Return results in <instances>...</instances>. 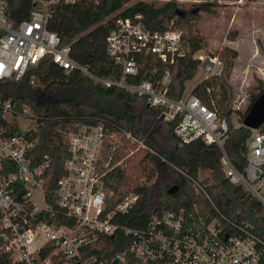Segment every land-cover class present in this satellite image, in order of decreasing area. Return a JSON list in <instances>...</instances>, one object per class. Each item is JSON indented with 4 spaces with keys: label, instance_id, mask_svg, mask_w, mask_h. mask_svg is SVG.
Returning <instances> with one entry per match:
<instances>
[{
    "label": "built area",
    "instance_id": "built-area-1",
    "mask_svg": "<svg viewBox=\"0 0 264 264\" xmlns=\"http://www.w3.org/2000/svg\"><path fill=\"white\" fill-rule=\"evenodd\" d=\"M60 0H33L27 16L14 23L6 0H0V80H19L43 58H50L65 73L77 70L100 86H117L139 97L147 106L160 107V116L174 119L172 133L179 143L200 138L219 150V163L232 184H239L264 208V123L250 129L245 140V164L237 169L223 147L228 122L198 96L183 91L169 95L171 71L166 65L184 55L182 30L170 20L164 29L144 24L141 15L117 17L105 35V52L119 66L117 75H98L88 64L69 54V44L47 27ZM73 1V0H64ZM254 0H232L237 5ZM192 52L202 78L218 75L222 62L216 55ZM165 64L141 76L145 56ZM139 76V77H138ZM33 74H30V82ZM41 116L27 104L17 106L0 98V248L16 264H264V239L248 221L226 217L212 202L197 177L179 170L208 208L196 202L176 208L159 207L157 196L142 209L138 226L115 219L127 213L140 193L128 192L114 204L106 175L121 167V156L113 159L121 137L150 155L167 169L172 165L129 131L102 119L74 120L63 131L67 155L55 180L53 199H46L43 172L47 155L33 160V131ZM231 125L241 123L238 110L230 108ZM132 150L129 151L131 153ZM127 153V154H129ZM127 156V155H126ZM169 165V166H166ZM164 169V168H162ZM112 179H109L110 183ZM120 232L124 246L109 251L107 236ZM124 241V240H122ZM95 248L96 251H90Z\"/></svg>",
    "mask_w": 264,
    "mask_h": 264
},
{
    "label": "trees",
    "instance_id": "trees-1",
    "mask_svg": "<svg viewBox=\"0 0 264 264\" xmlns=\"http://www.w3.org/2000/svg\"><path fill=\"white\" fill-rule=\"evenodd\" d=\"M6 1L8 16L14 23L27 16L33 3V0ZM127 1L60 0L53 8L47 27L58 34L62 43L69 44L71 57L88 64L95 74L113 76L119 73L120 68L106 55L105 35L117 17L139 13L144 24L153 29H164L173 20L176 26L182 27L184 55L176 57L173 63L166 65L171 71L168 93L172 97H179L184 91V82L193 77L197 68L198 59L191 54L204 45L197 30L187 25L191 15L186 11L183 16L176 14V0H165L162 3L134 0L125 4ZM236 55L234 48L221 47L217 51V56L222 60L221 72L199 79L189 92L227 118L228 131L223 147L233 166L242 169L245 164V140L250 129L241 124L233 126L228 119V102L231 96L228 76ZM164 66L165 64L147 55L142 63L140 77L148 76L147 71L152 67L158 70ZM30 74H33L32 82ZM262 91L260 89L251 96L245 109L239 113L240 118ZM0 98L10 99L17 106L27 104L35 114L41 116L33 131L36 141L30 155L33 160H41L43 154L47 155L49 165L43 172V189L48 201L53 199L55 180L62 172V161L67 155L63 131L71 129L74 120L89 122L102 119L115 128L129 131L172 165L169 181L157 193L159 207L176 208L196 202L200 208H208L205 198L190 187L188 179L179 171L194 177L198 168H208L210 181H206L204 186L212 202L231 220L248 221L253 231L264 239V208L241 185L227 180L218 160L219 150L216 146L205 144L200 138L179 143L172 133L174 119L164 124L167 137H162L163 141L157 139L154 125L156 119H159L160 107L146 106L141 98L123 88L95 84L77 70L65 73L50 58L39 60L19 80H0ZM120 140L122 142L116 147L113 159L124 154L123 143L128 140L124 137ZM137 150V158L130 165L134 174H130L128 164H123L109 171L105 178V182L112 189V194L108 197L110 204H114L128 192L140 193L133 207L115 219L121 224L132 226H138L144 220L142 209L148 200L147 187L155 173L148 149L137 147ZM128 160L129 157H124L123 163ZM135 172L141 173V180H137L138 174ZM262 173L264 175V164ZM109 179H112L110 183ZM170 187L173 189L170 190ZM106 242L108 250L112 251L122 248L125 238L120 232H114L112 236L106 237ZM90 251L96 250L92 248ZM0 264L16 263L11 262L7 252L0 248Z\"/></svg>",
    "mask_w": 264,
    "mask_h": 264
},
{
    "label": "rangeland",
    "instance_id": "rangeland-1",
    "mask_svg": "<svg viewBox=\"0 0 264 264\" xmlns=\"http://www.w3.org/2000/svg\"><path fill=\"white\" fill-rule=\"evenodd\" d=\"M133 1L128 0L125 4ZM144 1L162 3L165 0ZM176 1L178 8L191 15L187 25L195 28L203 38L204 45L198 49L197 53L217 56V51L223 46L236 50L237 55L228 76L231 87L228 105L229 108L242 112L252 95L257 94L260 89L264 91V0H254L241 5L233 3L232 0ZM201 77L199 69L196 68L193 77L184 82V91L189 92L191 86ZM158 116H160V110ZM165 122L164 118L159 117L154 125L159 141H163L162 137L164 139L167 137ZM123 144L125 145L123 156L129 157V160L123 164H128L130 168L137 158V146L129 141ZM130 150H132L131 153H129ZM150 159L155 168L154 179L147 187L148 202L151 204L159 188L169 181L171 170L158 163L155 155H150ZM129 171L131 175L134 174L131 168ZM135 174H138L137 180L142 179L140 172ZM195 177L203 184L210 181L209 169L198 168ZM131 180L133 181V178ZM189 185L191 187L190 182Z\"/></svg>",
    "mask_w": 264,
    "mask_h": 264
},
{
    "label": "water",
    "instance_id": "water-1",
    "mask_svg": "<svg viewBox=\"0 0 264 264\" xmlns=\"http://www.w3.org/2000/svg\"><path fill=\"white\" fill-rule=\"evenodd\" d=\"M174 12L181 16L185 14V11L178 7L174 10ZM262 123H264V91L260 92L249 105L241 119L240 124L252 129L257 128ZM171 188L172 187H170V190L173 189Z\"/></svg>",
    "mask_w": 264,
    "mask_h": 264
},
{
    "label": "crops",
    "instance_id": "crops-1",
    "mask_svg": "<svg viewBox=\"0 0 264 264\" xmlns=\"http://www.w3.org/2000/svg\"><path fill=\"white\" fill-rule=\"evenodd\" d=\"M166 166H167V164H166ZM169 170H170V168H168Z\"/></svg>",
    "mask_w": 264,
    "mask_h": 264
}]
</instances>
